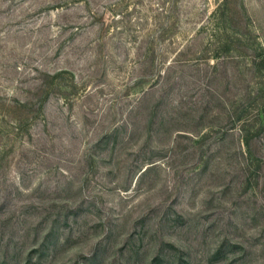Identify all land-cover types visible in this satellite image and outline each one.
Masks as SVG:
<instances>
[{
  "label": "rangeland",
  "instance_id": "rangeland-1",
  "mask_svg": "<svg viewBox=\"0 0 264 264\" xmlns=\"http://www.w3.org/2000/svg\"><path fill=\"white\" fill-rule=\"evenodd\" d=\"M0 264H264V0H0Z\"/></svg>",
  "mask_w": 264,
  "mask_h": 264
}]
</instances>
